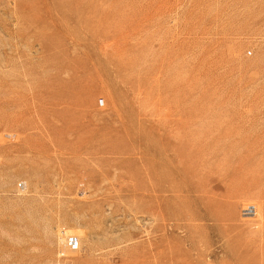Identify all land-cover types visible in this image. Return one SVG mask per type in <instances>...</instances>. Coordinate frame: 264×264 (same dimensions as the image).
<instances>
[{
  "label": "rangeland",
  "instance_id": "obj_1",
  "mask_svg": "<svg viewBox=\"0 0 264 264\" xmlns=\"http://www.w3.org/2000/svg\"><path fill=\"white\" fill-rule=\"evenodd\" d=\"M0 264H264V0H0Z\"/></svg>",
  "mask_w": 264,
  "mask_h": 264
}]
</instances>
